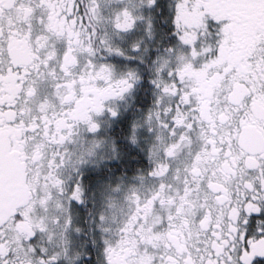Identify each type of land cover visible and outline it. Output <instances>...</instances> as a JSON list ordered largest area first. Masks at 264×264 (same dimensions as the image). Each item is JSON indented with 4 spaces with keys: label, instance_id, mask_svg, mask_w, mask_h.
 I'll use <instances>...</instances> for the list:
<instances>
[{
    "label": "snow or ice",
    "instance_id": "snow-or-ice-1",
    "mask_svg": "<svg viewBox=\"0 0 264 264\" xmlns=\"http://www.w3.org/2000/svg\"><path fill=\"white\" fill-rule=\"evenodd\" d=\"M0 264H264V0H0Z\"/></svg>",
    "mask_w": 264,
    "mask_h": 264
}]
</instances>
